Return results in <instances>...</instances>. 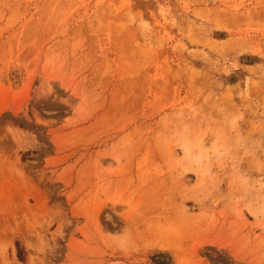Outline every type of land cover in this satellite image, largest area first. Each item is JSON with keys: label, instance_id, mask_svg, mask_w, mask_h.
<instances>
[{"label": "rangeland", "instance_id": "obj_1", "mask_svg": "<svg viewBox=\"0 0 264 264\" xmlns=\"http://www.w3.org/2000/svg\"><path fill=\"white\" fill-rule=\"evenodd\" d=\"M0 264H264V0H0Z\"/></svg>", "mask_w": 264, "mask_h": 264}]
</instances>
